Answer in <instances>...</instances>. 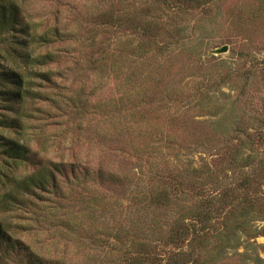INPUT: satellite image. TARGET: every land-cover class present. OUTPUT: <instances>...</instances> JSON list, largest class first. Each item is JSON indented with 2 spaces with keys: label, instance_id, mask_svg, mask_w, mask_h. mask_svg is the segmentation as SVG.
<instances>
[{
  "label": "rangeland",
  "instance_id": "374dc122",
  "mask_svg": "<svg viewBox=\"0 0 264 264\" xmlns=\"http://www.w3.org/2000/svg\"><path fill=\"white\" fill-rule=\"evenodd\" d=\"M18 2L38 34H66L37 49L58 59L35 91L68 115L27 101L24 139L94 172L70 185L60 226L45 220L46 258L264 264V0ZM116 6L127 23L107 28L100 14Z\"/></svg>",
  "mask_w": 264,
  "mask_h": 264
},
{
  "label": "trees",
  "instance_id": "16d2710c",
  "mask_svg": "<svg viewBox=\"0 0 264 264\" xmlns=\"http://www.w3.org/2000/svg\"><path fill=\"white\" fill-rule=\"evenodd\" d=\"M18 1L0 0V264H61L46 258L41 252L45 247L39 248L36 240L42 234L45 220L52 223L53 228L60 226L59 221H63L64 215H60L63 211L61 203L62 199L72 195L73 186L70 185L78 181L82 173L86 177L94 172L86 166L80 169V156H75L70 162H66L63 153L59 160L48 155L39 159L37 153H32L31 138L24 139L26 128L22 118L33 116L25 111L27 101H50L57 110L58 119L64 120L68 115L67 104L62 105L54 98L35 91L36 80L55 83L53 72L43 69L58 59L53 51L41 54L37 49L53 47L65 39L66 34L58 28L38 34L36 26L25 22L24 10ZM168 1L164 0V3ZM182 1L199 4L208 0ZM116 8L100 14L102 24L107 28H121L127 23L126 16L118 6ZM25 36L30 40L23 38ZM31 45L35 48L29 50ZM72 103L77 104V101L72 100ZM76 108L79 109L78 104ZM46 115L47 118L53 117L51 112ZM6 130H13L17 137L6 136L3 133ZM34 141L48 154L49 140ZM55 149L61 151L59 141L55 143ZM181 227L186 233L190 231L185 222ZM125 263L137 264L131 260Z\"/></svg>",
  "mask_w": 264,
  "mask_h": 264
},
{
  "label": "water",
  "instance_id": "95a60500",
  "mask_svg": "<svg viewBox=\"0 0 264 264\" xmlns=\"http://www.w3.org/2000/svg\"><path fill=\"white\" fill-rule=\"evenodd\" d=\"M228 51V47L227 46H224L220 49H218L217 51H215L216 53H219V54H223V53H226Z\"/></svg>",
  "mask_w": 264,
  "mask_h": 264
}]
</instances>
